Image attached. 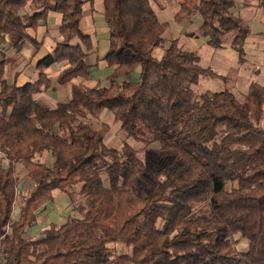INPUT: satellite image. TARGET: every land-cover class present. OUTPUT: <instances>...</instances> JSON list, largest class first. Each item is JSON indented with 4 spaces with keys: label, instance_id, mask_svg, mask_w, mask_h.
Returning <instances> with one entry per match:
<instances>
[{
    "label": "trees",
    "instance_id": "obj_1",
    "mask_svg": "<svg viewBox=\"0 0 264 264\" xmlns=\"http://www.w3.org/2000/svg\"><path fill=\"white\" fill-rule=\"evenodd\" d=\"M254 1L264 11V0H181L174 20L200 16L206 44L229 42L244 65L252 29L238 9ZM87 2L0 0L1 264H264V83L251 82L243 102L229 89L196 94L203 79L228 76L178 39L166 44L170 24L156 13L159 0H104L107 84H73L89 78L95 49L81 25ZM51 13L61 15L62 41L36 63L38 78L18 86L7 69L26 41L38 53L30 31ZM55 64L67 66L58 84H71V98L49 109L35 96L51 87ZM104 111L125 134L119 148L106 144L107 124H93ZM127 139L159 144L160 169L146 167ZM20 166L33 187L14 219ZM75 187L84 204L26 238L54 192L74 204ZM243 240L248 248L239 251ZM116 244L131 253L118 254Z\"/></svg>",
    "mask_w": 264,
    "mask_h": 264
},
{
    "label": "rangeland",
    "instance_id": "obj_2",
    "mask_svg": "<svg viewBox=\"0 0 264 264\" xmlns=\"http://www.w3.org/2000/svg\"><path fill=\"white\" fill-rule=\"evenodd\" d=\"M180 1L181 0H159L155 8L159 19L163 21L162 19L166 18L167 22L172 25L163 35L166 44L178 35L176 27L178 24L175 23L177 21H173V15H175V10L178 8L177 4H179ZM241 8L242 6H240L238 10H241ZM245 14L244 15L248 18H252L250 26L254 35H252V37H250L251 39L246 43L247 63L244 65L239 64L238 55L230 47L229 42H226L222 49L215 50L206 44V40L200 35L199 31L189 35L182 34L180 36V46L197 51L203 66L211 67L216 73L228 76L227 83L219 79H203L197 87H194L196 94H201L205 91H222L224 89H229L235 94L239 101L243 102L246 99L248 87L251 82L264 83V11L259 8L257 2L254 1L253 8L250 12ZM192 21V24L198 26L201 25L202 22L200 16L193 17ZM189 24L191 26V23ZM161 54V49L155 51V55L161 56ZM103 75L99 83L103 82V84H107V75ZM104 112L93 124H95L96 128L100 127L101 122L107 124L109 126V131L106 135L105 142L109 146L119 148L126 138L125 134L121 131L119 123L114 121L113 115L108 111ZM89 121L93 122V119L89 117ZM126 141L134 147L139 159L146 167L152 171H158L160 169L163 160L159 154V144L147 146L145 143L135 142L133 139H127ZM42 159H46L47 161L49 157L44 155ZM38 160H40V158H38ZM18 174L21 179L19 185L20 196L16 204L14 219L17 218L19 207L21 206V197L28 193L33 187V182L27 177L24 167L20 166L18 168ZM144 183L151 185V182L146 179H144ZM74 190L76 192L74 204L71 203V200L65 194L55 192L54 202L39 211L36 224L27 230L25 237L29 239L38 238L42 231L48 227L50 222H55L57 224L64 223L66 218L72 214L73 205L79 203L84 204V199L78 194L79 188L75 187ZM44 219H46L44 223H41L40 221ZM247 246V241L243 240L238 244L237 248L239 251H246L248 248ZM113 247L118 254L131 253L130 249L121 244L113 245Z\"/></svg>",
    "mask_w": 264,
    "mask_h": 264
},
{
    "label": "crops",
    "instance_id": "obj_3",
    "mask_svg": "<svg viewBox=\"0 0 264 264\" xmlns=\"http://www.w3.org/2000/svg\"><path fill=\"white\" fill-rule=\"evenodd\" d=\"M177 6L178 8L175 10L174 14H177V12L179 11V4H177ZM252 8L253 6L249 9L242 7L241 10H238L240 16L247 23H249V25L250 22H252V18H248L247 16H245V13L250 12ZM25 12L27 14L34 13L29 7L25 8ZM174 16L175 15H173V17ZM162 20L164 22H167L166 18H163ZM173 21L175 22L174 19ZM192 22V19H183L179 22H175L178 24L176 26L178 30V35L174 39H178V41H180L179 38L182 34L189 35L193 32L198 31L200 25H194L192 24ZM189 23H191V26ZM60 25L61 15L51 13L48 16V21L45 25L39 26L38 29L35 31H30L31 36L35 37L38 42H41V48L37 53L35 46L31 42L26 41L23 44L19 55L16 57V61L7 69V78L9 81L15 82L18 86H24L25 84L34 81L38 78L40 72L36 68V63L45 55L51 53L54 50L56 42L60 43L62 41V37L59 33ZM81 25L83 32L92 37L95 49L86 59L87 65L90 67L89 78H76L73 80L72 83L76 85H85L86 87L92 88L100 84L99 82H101V78L102 76H104L103 74H105V76H108L111 71V69L107 66V63L104 60L110 48L109 29L104 20V0H92V2H87L85 4ZM171 26L172 25H170L169 28H171ZM252 35H254L253 31L250 37H252ZM250 37L247 39V41L251 39ZM9 56L14 57L15 52L11 51L9 53ZM66 68V64H55L47 70V73L51 80V87L35 96L36 101L42 107L54 109L59 103L66 102L71 98V84H68L67 86H61L58 84L59 75ZM101 115L99 117H101ZM45 220L46 219L40 222L44 223ZM51 223L55 222H50L49 224Z\"/></svg>",
    "mask_w": 264,
    "mask_h": 264
},
{
    "label": "built area",
    "instance_id": "obj_4",
    "mask_svg": "<svg viewBox=\"0 0 264 264\" xmlns=\"http://www.w3.org/2000/svg\"><path fill=\"white\" fill-rule=\"evenodd\" d=\"M4 262H5L4 258L0 256V264Z\"/></svg>",
    "mask_w": 264,
    "mask_h": 264
}]
</instances>
